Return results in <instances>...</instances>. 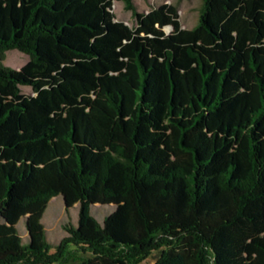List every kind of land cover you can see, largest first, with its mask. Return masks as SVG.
Returning a JSON list of instances; mask_svg holds the SVG:
<instances>
[{
  "label": "trees",
  "instance_id": "obj_1",
  "mask_svg": "<svg viewBox=\"0 0 264 264\" xmlns=\"http://www.w3.org/2000/svg\"><path fill=\"white\" fill-rule=\"evenodd\" d=\"M11 50L30 61L3 68ZM59 196L79 222L52 243ZM154 252L264 264V0H203L193 29L172 4L0 0V264Z\"/></svg>",
  "mask_w": 264,
  "mask_h": 264
},
{
  "label": "rangeland",
  "instance_id": "obj_2",
  "mask_svg": "<svg viewBox=\"0 0 264 264\" xmlns=\"http://www.w3.org/2000/svg\"><path fill=\"white\" fill-rule=\"evenodd\" d=\"M138 11L144 12L151 10L155 5L160 4H175L179 9V15L181 23L188 29H193L198 25L199 16L203 0H135ZM174 5V6H175ZM113 11L117 17V20L123 21L129 26H134L135 18L132 12L125 10L123 2L114 1ZM30 61V56L20 52L19 50H11L6 53V60L1 64L3 68H10L13 71H17L25 66ZM26 94H32V89L23 87ZM115 210L113 206H104L102 208L97 207L95 212L96 219L103 223V217L106 214L112 213ZM79 222V207L75 206L71 209H66L62 197L52 199L45 212L43 223L47 231L48 239L52 243H58L61 239L68 234L65 227L73 225L78 226ZM19 229L24 237L26 236L25 220L22 219L19 223ZM160 257L159 252H154L149 258L143 261L141 264H155Z\"/></svg>",
  "mask_w": 264,
  "mask_h": 264
},
{
  "label": "crops",
  "instance_id": "obj_3",
  "mask_svg": "<svg viewBox=\"0 0 264 264\" xmlns=\"http://www.w3.org/2000/svg\"><path fill=\"white\" fill-rule=\"evenodd\" d=\"M163 4V3H162ZM161 5V4H160ZM173 5H175V4H173ZM176 6V5H175ZM150 10H148V11H144L145 13H148ZM182 27L183 28H185V29H188V28H186V26L184 25V24H182Z\"/></svg>",
  "mask_w": 264,
  "mask_h": 264
},
{
  "label": "water",
  "instance_id": "obj_4",
  "mask_svg": "<svg viewBox=\"0 0 264 264\" xmlns=\"http://www.w3.org/2000/svg\"><path fill=\"white\" fill-rule=\"evenodd\" d=\"M172 30V26L166 28V31L169 33Z\"/></svg>",
  "mask_w": 264,
  "mask_h": 264
}]
</instances>
